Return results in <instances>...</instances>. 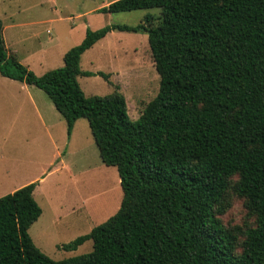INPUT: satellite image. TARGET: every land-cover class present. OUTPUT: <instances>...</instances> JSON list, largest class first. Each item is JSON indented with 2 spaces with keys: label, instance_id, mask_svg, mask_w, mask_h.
I'll return each instance as SVG.
<instances>
[{
  "label": "trees",
  "instance_id": "obj_1",
  "mask_svg": "<svg viewBox=\"0 0 264 264\" xmlns=\"http://www.w3.org/2000/svg\"><path fill=\"white\" fill-rule=\"evenodd\" d=\"M160 8L137 25L87 28L64 65L36 74L9 53L0 18V73L44 90L67 123L87 118L103 162L117 167L119 209L63 245L89 252L53 259L29 233L42 214L37 182L0 197V264H264V0H113L104 13ZM158 20V22H156ZM148 33L157 95L132 120L118 86L87 95L82 55L112 30ZM237 193L256 214L236 254V234L216 215Z\"/></svg>",
  "mask_w": 264,
  "mask_h": 264
},
{
  "label": "rangeland",
  "instance_id": "obj_2",
  "mask_svg": "<svg viewBox=\"0 0 264 264\" xmlns=\"http://www.w3.org/2000/svg\"><path fill=\"white\" fill-rule=\"evenodd\" d=\"M109 1L113 0H0V18L6 26L3 33L9 53L18 51L16 57L25 64H32L29 68L41 75L48 69L64 65L65 51L82 41L88 27L97 29L112 23L137 25L144 20L145 14L157 16L161 11L160 8L114 13L97 10ZM41 19L53 21L42 23ZM12 20L32 24L13 30L8 28ZM49 27L53 28L51 34L46 32ZM33 29L43 30L45 36H52L51 42L55 43L51 58L41 65L36 64L34 59L40 58L37 51L42 42L35 38L28 40ZM81 68L109 74L108 80L100 74L79 75L78 80L87 95H107L118 86L125 94L132 120L140 117L146 104L159 91L160 75L151 57L148 33L144 29L110 31L82 55ZM4 79L13 81L0 74V82ZM31 87L33 91H38L45 104L57 146L51 139L40 136L34 119L25 114L22 107L19 109L18 105L25 103V93L15 86L14 94H5L6 88L0 84V125L7 114L14 129L2 131L0 128V193L13 187L10 180L16 176L40 172L44 156L48 164L47 172L51 168L50 162L54 161V167L59 164L57 172H49L41 184L44 198L41 199L38 192L34 193L43 214L31 225L29 233L47 255L57 260L64 259L92 250V239L74 250H67L63 245L88 233L113 215L121 205L123 190L117 167L106 165L101 158L88 119L77 121L75 133L70 139L66 120L52 100L44 90ZM21 125L28 127L29 131H21ZM40 140L43 142L40 143ZM57 147L60 152L65 151V164L60 163ZM238 179L239 174L229 178L227 190L216 204L217 217L236 234V254L243 250L247 229L257 224V216L247 207L245 196L235 190ZM60 211L62 215L56 221V212Z\"/></svg>",
  "mask_w": 264,
  "mask_h": 264
},
{
  "label": "crops",
  "instance_id": "obj_3",
  "mask_svg": "<svg viewBox=\"0 0 264 264\" xmlns=\"http://www.w3.org/2000/svg\"><path fill=\"white\" fill-rule=\"evenodd\" d=\"M110 2V1H109ZM109 2L106 4L108 5ZM105 6V5H104ZM102 7V6H99L98 9ZM97 9V10H98ZM42 23H46L47 21L49 22H52L53 20H46V19H41ZM28 24H32V23H29L27 21H23V22H15V20H12V24L8 26V28L10 29H16V28H21V27H24ZM40 24V23H39ZM6 30V26H4V29H3V32ZM35 31V32H34ZM48 34H51L53 32V28L49 27L46 31ZM30 34V33H29ZM4 35V33H3ZM107 36V35H106ZM29 38H35V39H39L40 43H41V47L38 48V51L39 52V57L40 58H37V59H34L35 60V63L38 64V65H41L42 62L45 63V61L47 62L48 59L51 58L50 56V53H51V50L53 48V45L55 43H52L51 40H53V37L50 35L48 36H45L44 34V31L43 30H32L31 34L29 35L28 37V40ZM42 38V41L41 39ZM55 38V37H54ZM98 42V41H97ZM96 42V43H97ZM95 43V44H96ZM94 44V45H95ZM9 52V51H8ZM32 52V51H30ZM66 52V51H65ZM12 53V52H11ZM13 53L15 55H17L18 51H13ZM65 54V53H64ZM25 64V63H24ZM28 67H30V65L32 64H26ZM49 70V69H48ZM47 71V70H46ZM1 74V73H0ZM2 75V74H1ZM3 76V75H2ZM6 77V76H5ZM9 78V77H8ZM10 80H13L11 82H9V80L7 79H4V81L0 82V84H4L5 88H6V91H5V94H14V92L16 91V89L14 88L15 86H17V89L18 90H22L24 93H25V103L23 104H19V109H21L22 107V110L24 111L25 114H27L29 117H32L35 121V127L38 126V130H39V135L42 136L44 139L46 138H49L51 139V141L53 142L54 146L56 147L57 146V141H56V138H55V133L54 131H51V127H52V123H50V120H48L47 118V112H46V107H45V104L42 102L41 100V96H39V93L38 91H33V87L31 86H35V85H31V84H28L24 81H20V80H16V79H12L10 78ZM17 82V83H16ZM37 87V86H36ZM39 88V87H38ZM41 89V88H40ZM46 93V92H45ZM47 94V93H46ZM25 107H26V110H25ZM62 115V114H61ZM4 119L6 120H3L1 125H0V128L2 127V131H14V129L11 128V125L9 123V115H5L4 116ZM80 119V118H79ZM78 119V120H79ZM75 122L74 124V127L71 131V134H70V139L72 138L73 134L75 133V126L77 124V121ZM20 130L21 131H29V128L26 127V126H20ZM1 139V138H0ZM43 141L40 140V143H42ZM58 154H60V157H61V160H60V163H64L65 164V161H64V150L63 152L61 151L60 152V148L57 147L56 148ZM45 151V147L44 149L42 150V152ZM42 152L40 153L41 155ZM63 157V158H62ZM44 166L42 168V170L34 175H29V172L27 174H22V175H18L16 176V178L14 179H11L10 180V184L13 185L12 188H10L8 191L6 192H1L0 193V197L7 194V193H11V192H14L15 190L29 184V183H32V182H37V185L34 189V193L38 192L39 195L41 196V199H43V192H41L40 190V187H41V184L44 182V180L46 179V175H48L49 172H57V170L60 168L59 167V164L57 166L54 167L55 163L53 161L50 162V165L51 168L50 169H47L48 172L46 171V168L48 166L47 164V161L45 159V156H44ZM67 164V163H66ZM43 175V176H42ZM40 190V191H39ZM36 194H34L35 196ZM36 198V197H35ZM38 201V200H37ZM43 209V208H42ZM73 209V208H72ZM57 214L55 215L56 217V221L61 217V211L60 212H56ZM42 214H43V211H42ZM41 214V215H42ZM40 215V216H41ZM40 218V217H39ZM38 218V219H39ZM37 221V220H36ZM35 221V222H36Z\"/></svg>",
  "mask_w": 264,
  "mask_h": 264
}]
</instances>
